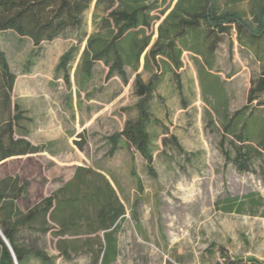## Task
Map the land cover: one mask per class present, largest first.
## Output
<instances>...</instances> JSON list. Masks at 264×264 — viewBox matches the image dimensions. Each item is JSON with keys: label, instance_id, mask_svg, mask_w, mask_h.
Here are the masks:
<instances>
[{"label": "rangeland", "instance_id": "1", "mask_svg": "<svg viewBox=\"0 0 264 264\" xmlns=\"http://www.w3.org/2000/svg\"><path fill=\"white\" fill-rule=\"evenodd\" d=\"M220 1L223 10H237L253 22L255 5L262 0ZM108 7L109 2L94 0L84 12L82 27L45 41L28 70L25 63L33 41L11 30L0 33V47L17 76L12 102L23 112L16 136L48 145V151L1 162L0 178L18 174L29 181L27 199L20 201L27 209L72 179L77 166L105 175L126 208L118 234L120 253L111 264H218L223 262L220 247L231 257L264 263V154L241 170L225 157L221 144L225 119L246 105L240 124L247 122L258 131L264 126V92L247 101L253 81L264 71V37L257 45L249 32L235 25L221 34L203 25L199 39L193 34L180 40L183 67L165 64V77L151 102L149 129L157 171L152 177L145 159L124 139L111 154L108 137L137 115V75L147 82L158 69H145L143 62L138 70L125 66L126 81L117 72L107 79L110 65L104 61L95 62L90 78L83 71L87 39L106 35L102 21ZM211 45L215 51L209 53ZM72 47L77 51L68 87L58 64ZM10 115L13 107L9 113L0 106V121ZM226 136L224 150H231L233 158L230 142L242 141ZM239 203H245L242 210ZM86 238L25 229L19 242L45 251L52 264H92ZM62 239L75 245L70 257L61 253ZM24 264L44 263L30 255Z\"/></svg>", "mask_w": 264, "mask_h": 264}, {"label": "trees", "instance_id": "2", "mask_svg": "<svg viewBox=\"0 0 264 264\" xmlns=\"http://www.w3.org/2000/svg\"><path fill=\"white\" fill-rule=\"evenodd\" d=\"M93 1L0 0V33L11 30L20 37H29L33 41L34 48L25 63V70H28L34 64V58L42 52L45 41H53L68 30L82 27L84 12L90 8ZM97 1L109 2L108 17L102 21L106 35H91L87 39V46L82 55L83 71L87 78H90L95 62L104 61L110 65L107 79L117 72L126 81L125 66L138 70L141 56L151 42L152 34H147L146 30L151 28L155 20L150 12L160 0ZM115 1L118 4L113 7ZM161 1H165L166 12L173 0ZM180 3L185 6L180 14H175L174 11ZM253 19V22L248 21L242 13L234 9L223 10L220 0H177L165 19V43L159 42L162 36L159 33L158 39L145 55L144 68L152 67L159 72H153L147 82L137 75V115L126 121L122 131L108 137L110 153L114 154L120 140L124 139L130 148H134L145 159L149 174L157 177L149 127L153 122L151 102L165 77V66L158 63L156 57L164 52L165 64H171L177 70L181 69L184 48L180 40H185L193 34L198 38L203 25L219 34L230 32L232 25H235L242 33L249 32L252 36L251 42L258 45L259 40L264 37V0L255 5ZM208 50L209 53L214 52L215 45L209 46ZM76 51L77 47L66 51L58 64V71L63 72L68 87H71L70 64L75 59ZM148 55L152 57L154 64H148ZM206 60L209 62L208 58ZM16 77L6 53L0 47V106L9 113L12 107L14 110L13 116L0 121V163L12 157L48 151V145H34L25 137L16 136L15 129L23 120L22 110L19 105H13L11 97ZM203 81L201 79V83ZM263 92L264 71L253 81L248 92V103ZM216 94L218 95L217 92ZM247 106L225 119L221 140L225 157L228 160L233 159L241 170H248L255 159L264 154V126L258 131L257 126L250 127L247 122L240 124L242 113ZM227 133L242 141L239 145L230 142L235 151L233 158L231 150H224ZM254 138L257 139L255 144L252 143ZM262 168L264 171V162ZM131 173L136 174L134 170ZM28 186L29 181L18 174L0 178V264H24L30 255L36 256L44 264L53 263V258L45 251L19 242L21 232L25 229L44 234L51 232L61 238L66 235H87L84 245L91 249L92 264H111L117 260L120 253L118 234L126 208L105 175L91 168L77 166L72 179L23 210L20 201L27 199ZM139 186L142 189L140 181ZM61 203L64 208L58 213L56 209ZM244 205L245 203H239L240 210ZM92 237H98L99 241L94 243ZM70 242L67 239L61 240V253L65 257H70L71 252L75 250V245ZM219 251L223 262L218 264H264L258 259L231 257L224 247H220Z\"/></svg>", "mask_w": 264, "mask_h": 264}, {"label": "crops", "instance_id": "3", "mask_svg": "<svg viewBox=\"0 0 264 264\" xmlns=\"http://www.w3.org/2000/svg\"><path fill=\"white\" fill-rule=\"evenodd\" d=\"M173 2H175V3H173ZM173 2L171 3V5L169 6V8L166 10V12L167 11H169V13L173 10V8H174V6H175V4H176V2H177V0L176 1H174L173 0ZM184 6H185V4L184 3H180V5H178V7L175 9V11H174V13L175 14H180L181 13V11H182V8H184ZM168 13V14H169ZM150 15L152 16V17H154L155 18V20L153 21V24H152V26H151V28H149V29H151L152 30V38H151V42H150V44H149V46L146 48V50L143 52V54H142V56H141V61H140V65H141V62H143V65H144V63H145V55L147 54V52L149 51V49L151 48V46L156 42V40L158 39V37H159V33H161V37H160V39H159V42L161 43V44H163V43H165V1L164 2H162L161 0L157 3V6L155 7V8H153V10H151V12H150ZM162 18V19H161ZM170 18H171V16H170ZM161 19V20H160ZM160 20V23L157 25V27H156V37L154 38L153 36L155 35V31H154V27H155V25H156V23L158 22ZM161 26V30H159V27ZM149 29H147L146 30V33L147 34H149L148 33V30ZM143 33V32H142ZM141 37V36H140ZM147 59H148V64L150 65H152V64H154V60L152 59V57H150L149 55H148V57H147ZM156 60H157V62L158 63H160L161 65H164L165 66V53L164 52H161V54H159L157 57H156ZM41 200V199H40ZM39 200V201H40ZM38 201H36L35 203H37ZM34 203V204H35ZM64 204L63 203H61L60 204V207H58L57 209H56V211H58V213H59V211L60 210H62L64 207ZM23 210H26V209H24V208H22ZM54 224V223H53ZM55 226H56V224H54ZM122 225V224H121ZM100 234L102 235L103 234V232H100ZM65 237H87V235H80V236H76V235H66Z\"/></svg>", "mask_w": 264, "mask_h": 264}, {"label": "water", "instance_id": "4", "mask_svg": "<svg viewBox=\"0 0 264 264\" xmlns=\"http://www.w3.org/2000/svg\"><path fill=\"white\" fill-rule=\"evenodd\" d=\"M7 244L9 245V243L7 242Z\"/></svg>", "mask_w": 264, "mask_h": 264}]
</instances>
